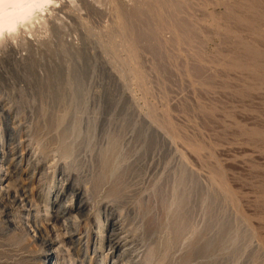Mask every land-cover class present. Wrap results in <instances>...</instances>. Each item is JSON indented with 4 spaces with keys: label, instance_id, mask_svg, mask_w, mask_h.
I'll return each mask as SVG.
<instances>
[{
    "label": "rangeland",
    "instance_id": "1",
    "mask_svg": "<svg viewBox=\"0 0 264 264\" xmlns=\"http://www.w3.org/2000/svg\"><path fill=\"white\" fill-rule=\"evenodd\" d=\"M44 7L0 42V152L15 119L42 164L0 168V264H113L94 242L106 206L138 264H264V0ZM62 175L93 204L79 255L25 226Z\"/></svg>",
    "mask_w": 264,
    "mask_h": 264
},
{
    "label": "bare ground",
    "instance_id": "2",
    "mask_svg": "<svg viewBox=\"0 0 264 264\" xmlns=\"http://www.w3.org/2000/svg\"><path fill=\"white\" fill-rule=\"evenodd\" d=\"M52 1L53 0H0V42L4 39L5 35L16 33L23 23L25 25V23L32 22V18L35 19L37 15L35 14L36 11L38 12L41 10V12H43L44 6H47ZM0 110H2L1 105ZM7 116L9 119V115ZM16 123V120H11V118L6 122L8 129L5 134V141L9 142V145L12 146L6 151L2 147L3 149H1L0 152V166L3 167L0 168L1 170L4 168V170H7L6 173L11 172L10 174H12L18 171L20 165L27 160L28 164L34 168L32 177H36L42 168V164L39 159L32 160V150L29 146H24V142L31 141L32 139L29 134H26L27 130L24 131L21 126H19L20 123H18V125H16ZM28 169L27 166L25 170L28 171ZM62 176L59 178L60 185L58 187H53V189L55 188L54 198L49 200L45 207L47 208V218L43 220L44 223L39 224L35 222V220H33V222L26 221L27 225L25 224V226L34 228V237H41L44 230H48L49 233L52 234V237L50 236L51 238L49 237V239L45 238L44 243L53 245L52 243L59 240L60 246L64 248L63 250L67 252L74 250V253L79 255L86 251V246L91 241L90 237L92 231L90 232V227L92 224L90 221L94 215L92 210L93 204L85 198V191L83 189L69 186V184L64 183L68 181V179ZM27 189L26 187L20 188V191L12 196V201L17 207L25 211V217L34 219L32 216V209L34 207ZM31 189L32 188H30V190ZM31 193L30 191V195L33 197L34 194L32 195ZM108 209L110 213L103 224L100 223V216H96L98 229L101 230H97L99 237L97 236L94 241L96 247L97 244H99V246L102 245L103 248L107 247L106 256L112 259L113 264H138L140 253L137 252L135 247L131 246L132 242L129 240L132 238L129 239L130 233L127 227L125 228L122 223L120 224V217L113 209L106 206L105 212ZM62 219L65 222L60 225L59 222ZM66 221H68V223H66ZM134 251L137 253H135V255L131 254ZM51 260L52 259H50V264L52 263Z\"/></svg>",
    "mask_w": 264,
    "mask_h": 264
}]
</instances>
